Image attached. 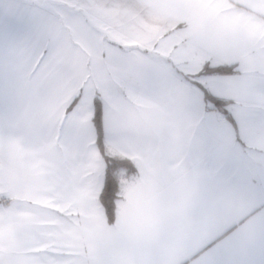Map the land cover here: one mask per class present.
<instances>
[{
    "label": "crops",
    "instance_id": "0c3cea01",
    "mask_svg": "<svg viewBox=\"0 0 264 264\" xmlns=\"http://www.w3.org/2000/svg\"><path fill=\"white\" fill-rule=\"evenodd\" d=\"M67 5L0 0V118L6 110L15 118L29 94L37 103L43 94L37 88L66 92L68 77L80 69L46 48L55 24L62 48L69 43L62 28L70 27L77 33L75 59L91 66L94 87L80 121L84 93L66 111L70 94L60 138L86 120L94 135L97 94L106 151L136 172L119 174L112 225L98 201L102 181L84 177L62 188L57 211L45 207L39 224L32 221V264H264V0H126L140 20L126 23L139 33H125L124 50L110 37H89L85 7ZM48 64L54 70L41 69ZM204 64L236 72L202 74ZM106 72L124 85L108 82ZM37 73L61 78L32 86ZM197 85L227 101L224 112ZM54 117L46 111L39 119ZM4 215L0 264H14L22 248ZM37 253L45 260L38 263Z\"/></svg>",
    "mask_w": 264,
    "mask_h": 264
},
{
    "label": "rangeland",
    "instance_id": "374dc122",
    "mask_svg": "<svg viewBox=\"0 0 264 264\" xmlns=\"http://www.w3.org/2000/svg\"><path fill=\"white\" fill-rule=\"evenodd\" d=\"M41 1H49L53 5L61 2V0ZM63 2L68 4L70 10L82 6L81 11H84L83 7H85L87 11L85 14L90 21L91 28L88 36L91 37L90 33L95 32L93 34L95 40L99 38L107 40L110 37L115 43L120 41L118 45L124 50L125 45L123 43L122 46L121 42L125 33H139L136 25H134L135 28L133 26L131 28L130 24H128L129 27L126 25L128 21L140 20V14L124 6L126 0H63ZM113 4L116 6L115 11H113ZM59 26L55 24L52 27L50 34L52 38L46 50L53 54V59L56 58V54L60 58L67 57L64 63L71 65L72 68H79V75L68 77L70 84L66 92L54 93L57 87L37 88L43 90L42 97L37 99V103L32 101V94H29L31 95L30 101L26 98L27 102L16 111L15 118L12 116L13 110L9 113L6 110V117L0 118V214H6L1 219L12 225L11 232L19 241V247L26 249V251L21 249L20 252H15L14 264H32V221H37L39 224V219L45 213V207L47 212L57 200L65 197L62 188L71 187L75 181L84 177L85 182L89 180L96 183L101 182L105 167V161L94 144V135L89 120L79 124L83 128L78 131L77 128L74 130L72 125L63 140L60 138L65 123L61 115H63L70 94V101H72L80 91L84 93L81 112L79 110V117L75 118L80 121L81 116L86 112L83 106L87 107L86 103L89 99H86L91 95L89 91L94 86L91 66H88L86 61L79 60L78 62L75 59L78 53V41L75 36L77 33L70 27L71 30L62 28L63 36L69 40V43L62 48L56 43L59 40L57 34L61 31ZM41 69L54 70L50 64ZM82 73L84 77L81 76ZM104 75L108 82L112 79V82L119 88L124 85L123 80L115 82L112 77L110 78L108 72ZM60 78L61 75L57 74L37 73L32 76V86H50L58 83ZM32 89L36 88L32 87ZM50 106L51 109H49ZM34 107L37 108L35 111L37 118L32 115ZM90 108L89 101L88 112ZM46 111L56 114L51 122L39 119L42 112ZM86 124L88 127H85ZM107 154L111 155L108 149ZM84 169L85 173L82 174ZM49 198L54 201L53 204H50ZM53 211L56 212L57 208L53 207ZM37 259L40 263L43 259L45 260V255L37 253Z\"/></svg>",
    "mask_w": 264,
    "mask_h": 264
},
{
    "label": "trees",
    "instance_id": "16d2710c",
    "mask_svg": "<svg viewBox=\"0 0 264 264\" xmlns=\"http://www.w3.org/2000/svg\"><path fill=\"white\" fill-rule=\"evenodd\" d=\"M234 66H217V67H210L208 64H204L200 73L202 74H232L235 73ZM200 90L202 91L203 98L207 102H210L221 109L224 112V107L228 102L219 100L217 98L212 97L207 90L202 87L201 85H197ZM78 97L74 98L66 111H70L75 104L78 102ZM225 117L231 122L234 126V122L232 118L227 114L224 113ZM92 126L94 129L95 141L94 144L105 161V167L103 172L102 178V185L101 190L98 195V201L102 207L105 222L108 225H112L115 220L116 215V199L118 194L119 188V174L120 172H124L126 176H130L135 174L136 168L134 165L127 160L126 158L120 157L118 155H108L105 147V140H104V129H103V120H102V103L99 96L96 94L92 99V118H91Z\"/></svg>",
    "mask_w": 264,
    "mask_h": 264
},
{
    "label": "snow or ice",
    "instance_id": "6c2138e0",
    "mask_svg": "<svg viewBox=\"0 0 264 264\" xmlns=\"http://www.w3.org/2000/svg\"><path fill=\"white\" fill-rule=\"evenodd\" d=\"M208 264H219V261L216 259L210 260Z\"/></svg>",
    "mask_w": 264,
    "mask_h": 264
}]
</instances>
